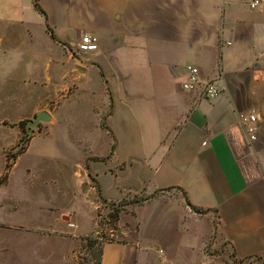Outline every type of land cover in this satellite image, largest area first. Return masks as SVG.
Masks as SVG:
<instances>
[{
	"label": "crops",
	"instance_id": "1",
	"mask_svg": "<svg viewBox=\"0 0 264 264\" xmlns=\"http://www.w3.org/2000/svg\"><path fill=\"white\" fill-rule=\"evenodd\" d=\"M38 5L45 14L34 7V0H0V21L20 41L14 50L10 47L15 43L5 49L0 36V52L10 58L14 51L24 56L23 74L15 77L6 70L10 65L0 60V81L18 78L36 85L55 79L60 90L52 108L50 98L41 94L18 120L0 116L3 125L15 128L16 138L18 128L11 123L46 111L51 119L46 135L53 137L27 173L13 175L12 166L0 183V264H23L22 253L10 246L6 232L24 234L35 244L47 236L42 227L47 210L54 212L52 220L65 219L67 229L58 232L74 238L98 232L100 202L122 198H116L118 192L157 194L120 211L111 237L101 244L99 264H160L161 258L175 264H254L248 260L264 256V10L250 9L243 0H38ZM38 30L48 45L59 48L60 59L42 56L35 43L31 46ZM84 32L97 37V50L72 47ZM151 53L156 55L149 60ZM153 65L175 71L180 82L187 65H195L200 77L214 79L220 92L204 98L180 87L179 95L148 108L133 96H144L143 66ZM108 71L138 85L125 92L122 107L108 85ZM95 79L105 86L103 97L85 96L78 102L79 90L92 88ZM111 99L107 124L115 135V128L124 131L128 140H117L113 150L109 143L111 154L102 160L92 159L98 155L89 150H71L58 133L64 102L71 109L87 108L98 123ZM239 110L258 112L256 140L250 141L240 126ZM114 116L117 122L112 124ZM47 157L50 163L72 166L67 185L78 199L73 209L59 208L42 190L41 185L48 184L46 166H41ZM3 171L0 168V175ZM62 179L66 177L61 174L49 177L55 195L63 194ZM34 187L38 192L31 190ZM32 244L29 249L36 256Z\"/></svg>",
	"mask_w": 264,
	"mask_h": 264
},
{
	"label": "rangeland",
	"instance_id": "2",
	"mask_svg": "<svg viewBox=\"0 0 264 264\" xmlns=\"http://www.w3.org/2000/svg\"><path fill=\"white\" fill-rule=\"evenodd\" d=\"M13 29V27H10ZM48 31V29H47ZM43 30H38L37 41H31V46L36 44V48L38 49L39 54L42 56H50L53 60L60 59V50L56 46H50L44 40L42 33ZM13 32L8 31V27L4 24V21H0V36L2 37V48H8L10 44H14L12 47L17 46L20 42L18 37L12 35ZM49 33V31H48ZM50 34V33H49ZM12 35V36H11ZM51 37V36H50ZM26 39L22 41L24 43ZM26 44V43H25ZM28 44V42H27ZM22 45V44H21ZM14 50V48H13ZM27 54V55H26ZM30 51L25 53L28 57ZM73 55H76L74 52ZM11 58L6 57L2 52H0V60L4 62V64L10 65V68L6 69L11 71V76H19L23 74L22 64L24 66V56L19 53V51L10 52ZM7 55V56H10ZM149 54H147L148 57ZM156 53H151L148 59H154ZM107 57H113L114 53H106ZM114 59V58H113ZM142 63L145 65V59L141 58ZM55 62V61H54ZM53 62V63H54ZM14 66L13 69L11 67ZM195 66V65H192ZM197 67V66H196ZM143 74L142 78L145 79V85L143 90V95L133 96V101L141 100L150 108L153 102H163L164 100H168L171 95H179L181 93L180 87H182V82H180L181 78L175 74V71L168 69V67H159L153 65L152 67L145 68L143 66ZM187 68V67H186ZM199 69V68H198ZM187 75V72H186ZM139 77V75H137ZM96 80V79H95ZM108 82L109 86L113 92L114 98L117 100V105H121L125 100V92L135 91L137 89V83H134V79L122 80L118 78L117 75H112L111 72L108 71ZM92 88L89 86L82 87V90H79L80 94L78 96V102L84 100L85 96L94 97H103L104 85L101 84L98 80L93 81L91 84ZM135 87V88H134ZM183 88V87H182ZM126 89V90H125ZM184 89V88H183ZM110 91V89L108 88ZM185 90V89H184ZM45 94L47 98H50L51 101L48 102V106L52 108L59 100L58 95L60 94L59 85L54 81L48 84H30L23 83L20 79L16 78L14 81L8 80L7 82L0 81V116H4L5 119L9 121H16L21 118L23 115L29 113L35 104L37 96ZM7 95L10 98H6ZM42 96V95H41ZM6 98L3 102H1V98ZM66 107L62 111V115L59 117V121L57 125L60 127L58 133H61V137H63L69 144L70 149L74 151L79 150H89L94 155L91 157L92 159L102 160L105 157H109L111 153H108L109 143L115 144L117 140H128L127 135H125L124 131L120 132L119 129L115 128L117 131H114L107 124L108 116L112 112L113 100H108V105L106 109V115H99L98 123L102 127L103 130L99 129L98 123L95 122L96 118L92 115L91 111L87 108H73L67 105V101L64 102ZM35 117V116H34ZM34 117L30 119H26L24 124L25 132H22L20 128H18V136L15 138V128L8 127L3 125L0 122V168L5 169L6 167V155L5 152H9L10 154L15 152L16 144L19 139L24 135L29 136V140L36 136L34 139L30 150L24 154H18L15 158V162L17 166H12L13 175H21L23 176L27 173L26 168L32 167L35 162L38 161V151L46 147L47 145H51L53 141V137L51 135H46L48 131V125L50 120L48 121H40L37 126L28 125L29 120H33ZM114 118L111 120L113 124ZM19 122V121H18ZM5 123V122H4ZM17 123V122H15ZM8 124V122H6ZM115 124V123H114ZM118 125V124H117ZM115 127V126H114ZM119 128V127H118ZM15 141V142H14ZM14 143V144H13ZM29 141L27 142L28 145ZM12 145V146H11ZM11 146L6 150L7 147ZM6 150V151H5ZM5 151V152H4ZM25 151V150H24ZM23 151V152H24ZM108 153V154H107ZM48 154V153H47ZM55 156V154L51 155ZM50 158L47 157L46 166L44 169V173L47 175V185H41L42 190L45 191L46 197L48 200L55 201L57 206L62 207L64 209L74 208L78 206V199L73 195L71 191V187L67 185V179H70L72 176V166L70 164H57L50 163ZM53 161V160H52ZM14 163V162H13ZM36 167H38L35 164ZM59 166V168H58ZM8 170V172H9ZM33 170V171H37ZM33 171L29 172V175L33 173ZM62 177H66V180H63V184L68 186L63 189V194L58 193L55 195L54 191L51 190V186L49 185V177L51 175H59ZM1 176V175H0ZM16 184V182H14ZM7 184V183H6ZM53 184V183H50ZM96 186L98 184L94 183ZM5 186V190L8 187ZM37 186V185H34ZM13 184L11 183L9 186L10 191L13 189ZM31 189V188H29ZM34 192H38V187H34L31 189ZM170 191H177V189H169ZM120 191V190H119ZM123 191V190H122ZM6 193V192H5ZM124 192H118L116 198L122 196V198L116 201H107L106 199H102L100 202V206L97 209V221L99 234L102 233L105 237L110 238V229L114 226L113 221L108 215L109 211L112 210L113 207H119L122 210H129V205L133 204L135 200L146 196L144 193L139 194H128L124 195ZM34 196V195H33ZM101 196V195H100ZM137 203V202H136ZM52 216H54V212L48 211L46 212V219L43 223V228L47 230V236L41 237L40 239H36L35 244L30 242L28 236L24 234H16L11 232H6L5 234L12 239L11 245L16 251H20L23 255L22 263L23 264H99V249H100V237H95L94 233H89L87 235L72 237L70 234H65L63 232H58L59 228L66 230V221L61 223L59 221L52 220ZM69 222V221H68ZM67 222V223H68ZM41 227V228H42ZM50 230H53L51 232ZM54 230H56L54 232ZM34 236V234H33ZM89 236V237H87ZM104 238V237H103ZM30 244L33 245L37 254L34 256L30 252L29 249ZM226 250V247H224ZM34 250V251H35ZM223 250V248H222ZM251 263L254 264H264V256H256L251 258ZM246 261V262H248ZM6 264V260H3ZM12 264V263H11Z\"/></svg>",
	"mask_w": 264,
	"mask_h": 264
},
{
	"label": "built area",
	"instance_id": "3",
	"mask_svg": "<svg viewBox=\"0 0 264 264\" xmlns=\"http://www.w3.org/2000/svg\"><path fill=\"white\" fill-rule=\"evenodd\" d=\"M250 9L264 10V0H243ZM72 47L80 52H92L98 49V39L91 33L84 32L79 39L72 43ZM187 75L182 82V87L187 91H198L204 98H212L219 94L220 88L214 79L203 80L200 77L199 69L196 66L187 65ZM237 119L250 141L256 140L259 131V115L255 110H239ZM73 227L75 223L68 222ZM163 253V250H159ZM160 264H175L164 258L160 259Z\"/></svg>",
	"mask_w": 264,
	"mask_h": 264
},
{
	"label": "trees",
	"instance_id": "4",
	"mask_svg": "<svg viewBox=\"0 0 264 264\" xmlns=\"http://www.w3.org/2000/svg\"><path fill=\"white\" fill-rule=\"evenodd\" d=\"M34 7H35L39 12H41L42 14H45L44 11H43V9L38 5V0H34ZM47 29H48V31H49V33H50V36H51L53 39H56V36L54 35L53 31H52L49 27H47ZM25 122H26V119H25V120H21V121H19V122H17V123H11L10 125H11V126H17L18 128H20V130H21L22 132H25V134H26V131H25L26 129H25V127H24ZM5 123H6V122H5ZM28 141H29V136L26 137V136L24 135L23 137H21V138L19 139L18 143L16 144V150H15V152H13V153H11V154H10L9 152H6V153H5L7 162H6V167H5L3 173H2L1 176H0V183H3V182L6 181L7 176H8V170H9V168L12 166V164H13V162H14L16 156H17L18 154H21V153L26 149V147H27V142H28ZM114 146H115V144L113 143V144L111 145V150H113ZM162 190H164V189H162ZM158 192H159V191H158ZM156 194H157V191H156L154 194L143 196L142 198H139V199H137V200H135V201H133V202H134V203H136V202H143V201H145V200H147V199H150L151 197L155 196ZM186 203H187V204H188L193 210L200 211V209H198V208L194 207L193 205H191L190 202H189V200H188L187 198H186ZM121 210H122V209L119 208V207H113L112 210L109 211L108 215L110 216V218H111V220L113 221V224H114V226H113L111 229H115V228H116V224H117V221H118V218H119V213H120ZM98 224H99V223H98ZM97 231H98V230H97ZM99 232H100V231H98V232H92V233L95 234V237H100V239H101V242H100V249H99V263H100L101 244H102V242H103L104 240H106V239H108V238L105 237V235L102 234V233L99 234ZM87 237H89V236H87ZM103 237H104V238H103Z\"/></svg>",
	"mask_w": 264,
	"mask_h": 264
},
{
	"label": "water",
	"instance_id": "5",
	"mask_svg": "<svg viewBox=\"0 0 264 264\" xmlns=\"http://www.w3.org/2000/svg\"><path fill=\"white\" fill-rule=\"evenodd\" d=\"M50 120V115L46 111H41L37 113L33 120L28 121V125L37 126L40 121H48Z\"/></svg>",
	"mask_w": 264,
	"mask_h": 264
}]
</instances>
